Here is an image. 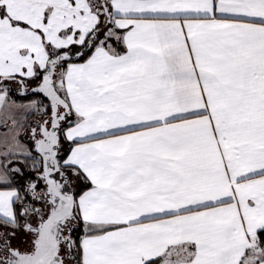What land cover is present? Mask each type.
<instances>
[{"label":"snow or ice","instance_id":"6c2138e0","mask_svg":"<svg viewBox=\"0 0 264 264\" xmlns=\"http://www.w3.org/2000/svg\"><path fill=\"white\" fill-rule=\"evenodd\" d=\"M0 264H264V0H0Z\"/></svg>","mask_w":264,"mask_h":264}]
</instances>
